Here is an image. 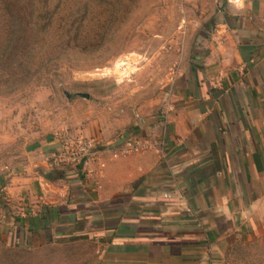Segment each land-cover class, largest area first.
<instances>
[{
  "label": "crops",
  "instance_id": "crops-1",
  "mask_svg": "<svg viewBox=\"0 0 264 264\" xmlns=\"http://www.w3.org/2000/svg\"><path fill=\"white\" fill-rule=\"evenodd\" d=\"M183 2L210 34L163 114L84 99L70 133L97 140L102 169H50L57 131L18 143L0 131L1 244L83 245L85 264H232L237 243L264 234V0ZM129 136L151 146L112 157Z\"/></svg>",
  "mask_w": 264,
  "mask_h": 264
},
{
  "label": "rangeland",
  "instance_id": "rangeland-1",
  "mask_svg": "<svg viewBox=\"0 0 264 264\" xmlns=\"http://www.w3.org/2000/svg\"><path fill=\"white\" fill-rule=\"evenodd\" d=\"M29 1L18 0L25 13ZM46 1L57 12L46 33L26 40L33 51L19 63L0 56V131L17 143L38 133L70 132L92 95L109 97V107L127 114L151 103L163 114L161 99L175 89L178 71L202 64L195 57L198 36L210 27L183 0ZM6 42L0 21V48ZM88 251L57 242L35 248L0 243V257L9 255L12 264H85ZM230 257L232 264H264V234L237 243Z\"/></svg>",
  "mask_w": 264,
  "mask_h": 264
},
{
  "label": "trees",
  "instance_id": "trees-1",
  "mask_svg": "<svg viewBox=\"0 0 264 264\" xmlns=\"http://www.w3.org/2000/svg\"><path fill=\"white\" fill-rule=\"evenodd\" d=\"M23 8L18 6V0H0V21L8 37V43H1L0 56L8 63L15 60L19 63L26 54L29 55L33 51L34 47L28 48L29 42L26 40L32 35L40 36L41 33H46L52 24L53 14L57 12V7H50L46 0H30L26 13ZM87 11L86 7L80 9L81 16H86ZM15 40L17 45L13 46ZM30 72L27 73L32 74ZM3 256L0 257V264H12L8 259L9 255Z\"/></svg>",
  "mask_w": 264,
  "mask_h": 264
},
{
  "label": "built area",
  "instance_id": "built-area-1",
  "mask_svg": "<svg viewBox=\"0 0 264 264\" xmlns=\"http://www.w3.org/2000/svg\"><path fill=\"white\" fill-rule=\"evenodd\" d=\"M245 1V0H244ZM226 4L235 6L226 0ZM236 7V6H235ZM215 38V37H214ZM214 41L219 42L215 38ZM59 148L52 151L46 158L47 165L50 169L74 168L81 173H90L93 169L90 165L96 163L100 169L105 166L101 153L102 150L98 146V142L91 136L84 135L81 132H65L60 131L55 135ZM151 143L147 139L129 136L125 138L118 147L112 150V157L116 158L134 152H141ZM9 173L15 170L7 167ZM4 186L0 184V191L3 194Z\"/></svg>",
  "mask_w": 264,
  "mask_h": 264
},
{
  "label": "clouds",
  "instance_id": "clouds-1",
  "mask_svg": "<svg viewBox=\"0 0 264 264\" xmlns=\"http://www.w3.org/2000/svg\"><path fill=\"white\" fill-rule=\"evenodd\" d=\"M232 4H234L238 9H242L244 7V0H230Z\"/></svg>",
  "mask_w": 264,
  "mask_h": 264
},
{
  "label": "water",
  "instance_id": "water-1",
  "mask_svg": "<svg viewBox=\"0 0 264 264\" xmlns=\"http://www.w3.org/2000/svg\"><path fill=\"white\" fill-rule=\"evenodd\" d=\"M80 96L88 98L89 95L87 93H79ZM69 96V95H68Z\"/></svg>",
  "mask_w": 264,
  "mask_h": 264
}]
</instances>
